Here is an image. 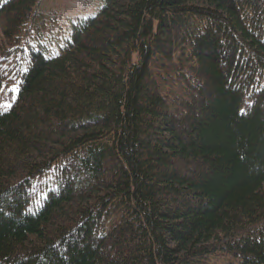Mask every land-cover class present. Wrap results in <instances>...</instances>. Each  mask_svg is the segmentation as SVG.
Masks as SVG:
<instances>
[{"label":"trees","instance_id":"trees-1","mask_svg":"<svg viewBox=\"0 0 264 264\" xmlns=\"http://www.w3.org/2000/svg\"><path fill=\"white\" fill-rule=\"evenodd\" d=\"M39 2L0 0V93ZM67 34L0 113V264H264V0H107Z\"/></svg>","mask_w":264,"mask_h":264},{"label":"rangeland","instance_id":"rangeland-1","mask_svg":"<svg viewBox=\"0 0 264 264\" xmlns=\"http://www.w3.org/2000/svg\"><path fill=\"white\" fill-rule=\"evenodd\" d=\"M106 2L107 0H40L36 16L31 23L32 35L29 45L24 47L19 45L16 48L10 47L9 49L13 52L10 53V60L6 61L3 72L5 86L0 93V113L2 110L13 107L17 92L16 81L20 76L18 72L23 71L22 65L27 66L29 49L38 50L48 57L59 55L71 38L67 34L70 22L93 17ZM4 48L5 42L0 35V54ZM45 182L54 183L50 176L37 181L39 185ZM42 189L48 191L50 186L45 185ZM28 211H32L31 206ZM203 264L237 263L227 255L217 254L208 257Z\"/></svg>","mask_w":264,"mask_h":264}]
</instances>
